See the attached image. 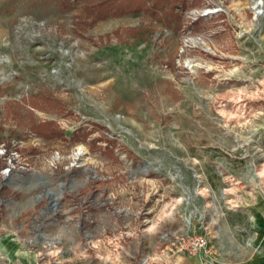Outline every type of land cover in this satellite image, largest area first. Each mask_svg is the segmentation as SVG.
<instances>
[{
	"label": "rangeland",
	"instance_id": "obj_1",
	"mask_svg": "<svg viewBox=\"0 0 264 264\" xmlns=\"http://www.w3.org/2000/svg\"><path fill=\"white\" fill-rule=\"evenodd\" d=\"M251 2L0 0V264H176L184 217L199 264H264Z\"/></svg>",
	"mask_w": 264,
	"mask_h": 264
},
{
	"label": "built area",
	"instance_id": "obj_2",
	"mask_svg": "<svg viewBox=\"0 0 264 264\" xmlns=\"http://www.w3.org/2000/svg\"><path fill=\"white\" fill-rule=\"evenodd\" d=\"M184 229L177 232H169L168 237V252L169 256L177 255V253H184L190 257L200 256L207 261L211 251L210 239L205 230H200L194 222L186 217L183 219Z\"/></svg>",
	"mask_w": 264,
	"mask_h": 264
},
{
	"label": "bare ground",
	"instance_id": "obj_3",
	"mask_svg": "<svg viewBox=\"0 0 264 264\" xmlns=\"http://www.w3.org/2000/svg\"><path fill=\"white\" fill-rule=\"evenodd\" d=\"M262 3H263V0H252L251 2V7L252 8L251 10H253L254 12V16L255 17H258L259 14H260V9L262 7ZM186 64L192 68L193 67V64H191L190 60H186ZM85 153L84 149L81 147V146H78L76 147V149L74 150V153H72V157L73 158H79L80 156H82L83 154ZM40 197V196H39ZM59 192L56 193L55 195V198L53 200H57V198H59Z\"/></svg>",
	"mask_w": 264,
	"mask_h": 264
},
{
	"label": "crops",
	"instance_id": "obj_4",
	"mask_svg": "<svg viewBox=\"0 0 264 264\" xmlns=\"http://www.w3.org/2000/svg\"><path fill=\"white\" fill-rule=\"evenodd\" d=\"M108 198H109V196H108ZM109 203V202H108ZM97 205H100L99 203L97 204ZM108 208V207H107ZM106 208V209H107ZM95 220V218H93V221ZM103 221H104V219L102 218V219H96L95 220V225L99 228V227H101L102 226V224H103ZM178 222V221H177ZM178 224V223H177ZM82 225V227L84 226L83 224H81ZM104 225V224H103ZM178 225H181L180 223L178 224ZM180 227H182V226H180ZM179 227V228H180ZM84 228V227H83ZM176 230H179V231H181L182 229L180 228V229H178V228H176ZM175 230V231H176ZM199 258L198 257H189V258H183V257H177V263L176 264H199Z\"/></svg>",
	"mask_w": 264,
	"mask_h": 264
},
{
	"label": "water",
	"instance_id": "obj_5",
	"mask_svg": "<svg viewBox=\"0 0 264 264\" xmlns=\"http://www.w3.org/2000/svg\"><path fill=\"white\" fill-rule=\"evenodd\" d=\"M60 186H62V184H60ZM46 196H48L49 199H54V198H55L54 193H51V192H49V191H46ZM54 206H55V203H54V202H51V203L49 204V207H50L51 209H54V208H55Z\"/></svg>",
	"mask_w": 264,
	"mask_h": 264
}]
</instances>
